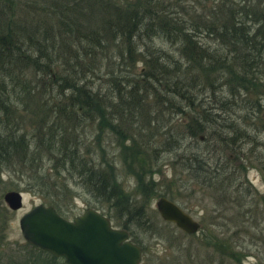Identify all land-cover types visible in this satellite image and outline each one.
Wrapping results in <instances>:
<instances>
[{"label":"trees","instance_id":"trees-1","mask_svg":"<svg viewBox=\"0 0 264 264\" xmlns=\"http://www.w3.org/2000/svg\"><path fill=\"white\" fill-rule=\"evenodd\" d=\"M43 1L46 12L54 19L55 24H51L59 37L57 44L53 33L46 32L51 24L48 26L46 21L44 31L39 30L38 22L23 26L13 18L14 0H0V93L6 92L3 99L0 96V110L8 107L11 92L19 95L18 90H23L28 96L35 93L41 98L40 114L34 116L27 132L15 134L12 116L8 120L5 114L0 120V170L6 167L13 173L19 172L24 180L22 190L39 195L42 203L54 207L59 215L66 211L65 205L80 188L96 198L104 212L98 211L109 221L117 218L114 207L124 200L127 220L122 229L127 232L130 223L144 227L150 224L144 212V196L156 194L180 201L156 166L163 153L172 158V167L187 168L190 177L206 188L222 194L229 187L231 190V185L235 192L243 188V183H236L237 176L233 175L236 170H244L234 151L229 152L233 170L223 163H203L206 158L200 156L198 141H203L206 132L215 126L211 133L215 148L211 151L223 152L221 156L226 159L229 134L223 130L229 125L233 128V124H221V116L210 115L204 109L200 118L197 105L259 109V102L251 101L255 95L249 92L253 89L249 79H263L264 6L254 5L252 0H230L229 5L219 4L222 12L205 16L189 4L185 10L181 0ZM202 35L215 46L204 42ZM157 39L176 46L175 53L153 45ZM22 46L29 52L24 58L20 55ZM53 47L59 51L58 59L50 56L49 49ZM57 60L62 61V67L55 76L50 75V67ZM137 62L142 67L133 72ZM127 65L132 69L124 72ZM86 73H106L111 91L102 94L85 84ZM222 74L227 78L230 99L215 95L214 81ZM137 75L141 79H135ZM145 85L146 93L152 92L153 104H168L169 115L187 118L185 123L180 121L181 130L168 127L156 136L159 148L151 149L155 160L152 170L140 166L142 154L150 149V140L137 137L133 125L134 117L142 113L148 114L146 123L155 121L149 117L150 104L145 107L141 104L144 99L138 98ZM209 87L213 100L202 104L199 99L205 97L201 90ZM54 97L60 101L54 102ZM239 97L243 98L237 100ZM48 112L53 113L47 116ZM106 132L116 137V156L136 181L134 192L138 199L120 191L112 153L103 156ZM229 143L233 144V140L229 139ZM260 164L264 167L263 162Z\"/></svg>","mask_w":264,"mask_h":264},{"label":"rangeland","instance_id":"rangeland-1","mask_svg":"<svg viewBox=\"0 0 264 264\" xmlns=\"http://www.w3.org/2000/svg\"><path fill=\"white\" fill-rule=\"evenodd\" d=\"M181 1L185 10L189 4V6H193L197 9V12H200V14L209 16V14L219 13L221 11L219 4L229 5L230 0ZM252 3L258 6H264V0H252ZM177 4L180 3L177 2ZM45 7V2L43 0H14V8H16V11L13 12V18L19 20V23L23 26L30 25L32 22H38L37 26L39 30L44 31L46 21L48 26L54 23V19L46 12L48 10ZM52 24L49 28L46 25L48 28L46 32H48V35H51V32L53 33L57 39V44L59 42V37L56 33V27H53ZM202 40L215 46V43L204 35H202ZM153 45L163 46L168 52L175 53L176 46L171 45L170 42L157 39ZM22 51L23 53L21 52L20 55L23 58L24 54H29L23 46ZM49 51L51 57L58 59V49L55 50L53 47V50L50 48ZM61 63V60L53 61L50 67V75L55 76V73L59 72L62 67ZM141 67L142 65L137 62L136 67L133 68L134 70L132 71L136 72L140 70ZM103 68H105V66H103ZM131 69L132 68L127 65L123 71L127 72ZM39 74L40 73L35 75L38 76ZM85 75V84L91 86L94 90L98 89L102 94H107L109 93L108 91H111L108 84L109 77H107L106 73H86ZM218 76L213 86L216 93L215 95L217 97L220 96L219 98L223 96L229 98V88L226 85L227 83H225V79L227 78H224L223 74L221 77ZM262 77L263 79L260 80H256L255 78L252 80L249 79L252 82L250 86L253 88L250 89L249 92H253L255 95L253 96L254 99L251 98V101H258L259 109L249 107L244 110H238L236 107L232 109L233 105L232 107L226 104L222 107L215 104L214 107H212L211 104L205 105L203 101L207 102L213 100L214 96L211 93V87L207 90L206 88L201 90L204 92L203 95L205 98H200L199 100H202L203 106L197 103V110H199V114H201L199 115L200 118H202L203 115L201 110L204 109L207 112L210 111V115L213 113L218 118L221 116L223 119L221 124H225V121L233 124V128L229 127V125L228 127L225 126L223 130L224 133L229 134L227 142L228 145H230V149L227 147L225 150V154L228 155L226 159L221 156L224 154L223 152L220 151L221 153L218 154L217 151H211L212 148H215V144H212L214 137L211 135L216 128L215 126L206 132L211 136L210 140L209 136L205 134L204 140L198 141L200 156L204 159L206 158L203 160V163L211 165H214L216 162L219 164L223 163L228 167L230 166L229 170H233L231 167L233 161L229 158V156H231L229 152L234 151L244 170H236L233 175L237 176L236 183L238 181L243 183V188L240 189L239 192H235L234 187L231 185V190L228 186V191L223 194L219 193V190L206 188L197 179L194 180L190 177V170H187V168L175 169V167H172L170 164L172 158L169 157L168 153H163L162 157L158 158L156 166L163 172V177L172 184L170 189L178 193L180 201H177L180 203V207L188 212L194 220L199 221L200 225L196 234L190 235L180 231L175 227V224L167 221L165 222L159 217L160 215L155 208V199H157L159 195L144 196L143 201L147 204L144 212L150 224L148 227H144L137 223H130L132 226L129 228L130 233L128 232L130 240H133L134 237V240H140L144 245L141 252L140 264H264V167L263 164H260V162L264 163V74ZM138 78L141 79V77L137 75L135 79ZM147 82H150V78ZM145 87H148V85H145L143 90L138 93V98L141 96L144 99V101L141 102L143 106L146 107L150 104L152 111H150L149 117L155 119V121L153 120L146 123V116H148V114L142 113V116L139 117L136 115L134 117L135 120L133 125L137 137L143 140L149 138L150 140V149L146 150L144 153L148 159H146V156L143 154L142 160L141 157H139V159L141 160V167L143 166L145 170H152L153 168L155 169L153 165L155 160L152 159L151 149L152 146L154 148H159V141H157L156 136L168 127L173 128L174 131L178 129L181 130L180 121H184L185 123L187 118L184 117V115L174 116L173 113L169 115L171 111L167 112V110H169L168 104H153L150 101L153 99V96H151L152 92L147 91L146 93L147 88L145 89ZM18 91L20 92L19 95H14L12 92L10 93L11 97L8 102V107L0 110L1 121L5 114H7V117L9 116L8 120L10 116H12L10 119L11 121L14 119L12 124L15 128L13 131L15 134H18L17 136H19L21 132H27V127H30L32 124L31 122L35 121L34 116L40 114L38 110L40 101L38 99H41L35 93L28 96L23 90ZM68 93L69 91H66V94ZM4 94H6L5 91L0 93L2 99L5 97ZM242 98L239 97L237 100ZM57 99V97H54L53 101L58 103L60 100ZM220 108L222 109L220 110ZM185 111L190 112L189 110ZM52 113L53 112H48V114H45L48 116ZM2 127L3 126L0 128ZM8 128H11L10 125H8ZM127 128V132H130L131 129H129V126ZM140 128L141 131L139 132ZM233 130V133L236 134L234 136L231 134ZM216 131L221 132L220 128H217ZM103 135L104 142L102 146L105 148L103 150V156H110L112 153L113 161L116 162L115 172L117 174V182H119L120 191L129 194L132 198L135 197V199H138L139 195L134 192L136 181L132 178L131 172L124 169L122 162L119 161L116 156L119 152L116 137L111 134L107 135V132ZM229 139L231 141L233 140V144L229 143ZM127 144H129V142ZM208 149H210V151H207ZM187 151L189 150H185L184 152L186 153ZM20 176L19 172L13 173L6 167L0 170V264H47L49 263V260L46 259L48 258V254L44 251L39 252L35 248L29 246L22 237L21 230L18 228V217L31 209L32 206L38 204V202L42 203L43 201L39 195H30L29 192H24V190H22V183L24 180L23 177ZM200 178L201 176L198 177V179ZM244 183H246L248 187ZM176 186L180 187L176 188ZM6 190H18L22 193L23 202L20 207L21 209L19 208L17 211H12L6 207L2 198ZM74 195L75 197L70 199L65 205L67 206L65 209L66 211L62 212V214L60 213L62 217H66L67 219L74 218L76 215L81 214L83 209L88 207L97 208V210L104 212L103 209L101 210L98 207L99 204L95 202L97 201L96 198L92 194L86 193L82 188L77 190ZM123 201H119L116 207L113 206L115 211H112L117 214V218L110 219L111 225H115V227L118 228H122V226H124L122 223L127 220L126 213H123L125 207ZM103 204L107 206L106 201H103ZM237 222L238 225H234ZM212 242L218 245L215 246L211 244ZM57 260L58 262H63V259L58 258Z\"/></svg>","mask_w":264,"mask_h":264},{"label":"water","instance_id":"water-1","mask_svg":"<svg viewBox=\"0 0 264 264\" xmlns=\"http://www.w3.org/2000/svg\"><path fill=\"white\" fill-rule=\"evenodd\" d=\"M2 198L12 211H17L23 202L18 190H6ZM155 204L163 221L175 224L186 234L198 232L200 222L177 202L159 196ZM18 219V228L26 242L51 255L63 256L68 264H140L141 247L130 242L126 229L111 225L109 218L93 207L67 219L54 207L38 202Z\"/></svg>","mask_w":264,"mask_h":264},{"label":"flooded vegetation","instance_id":"flooded-vegetation-1","mask_svg":"<svg viewBox=\"0 0 264 264\" xmlns=\"http://www.w3.org/2000/svg\"><path fill=\"white\" fill-rule=\"evenodd\" d=\"M134 238V237H133ZM130 240V239H129ZM134 240V239H133ZM133 240H130V242H132L134 245H139L141 248H140V255H141V252H142V250H143V248H144V245L142 244V242L139 240V241H137L136 240V242L135 241H133ZM47 251V250H46ZM52 258H51V257ZM58 258H60V259H63V262H58ZM47 260H49V263L50 264H68V262L66 261V259H64V257L63 256H59V257H57L56 255H51V254H49V252H48V258H46Z\"/></svg>","mask_w":264,"mask_h":264}]
</instances>
